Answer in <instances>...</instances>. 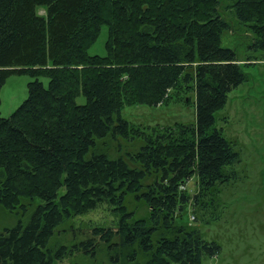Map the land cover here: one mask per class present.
Returning <instances> with one entry per match:
<instances>
[{"label":"trees","instance_id":"trees-1","mask_svg":"<svg viewBox=\"0 0 264 264\" xmlns=\"http://www.w3.org/2000/svg\"><path fill=\"white\" fill-rule=\"evenodd\" d=\"M222 4L0 0V86L12 73L33 77L26 98L0 115V210L19 215L0 227V264H54L75 253L87 264H201L220 251L187 213L214 208L240 162L216 125L246 79L235 50L220 44L232 27L225 8L251 34L249 49L264 50V0ZM102 25L106 53L89 54ZM183 92L194 93V122L145 130L120 114ZM106 137L140 142L112 155L98 142ZM129 196L143 214L128 208ZM101 205L111 222L74 244L56 239L60 225Z\"/></svg>","mask_w":264,"mask_h":264},{"label":"rangeland","instance_id":"rangeland-1","mask_svg":"<svg viewBox=\"0 0 264 264\" xmlns=\"http://www.w3.org/2000/svg\"><path fill=\"white\" fill-rule=\"evenodd\" d=\"M227 1L223 0L222 5ZM39 13L43 10L39 9ZM224 14L232 27L223 29L220 44L235 50L246 79L229 91L225 105L216 113V125L223 129L239 151L240 162L233 166L235 176L219 186L214 208L200 209L198 213H193L190 208L187 216L191 226L196 227L204 238L215 240L220 245V251L214 256L203 257L201 264H264V50L249 49V31L226 8ZM106 38L107 26L102 25L88 53L104 55ZM249 56L253 58L251 61ZM32 79L27 73H12L6 78L0 86L1 116H8L26 98L27 83ZM39 80L44 85L48 81L44 76ZM185 94L191 101L189 104L184 103ZM177 98L155 105H125L120 114L145 130L155 125L194 122V93L183 92ZM83 101L82 94L77 96L76 102ZM98 142L110 154L123 155L137 147L140 139L112 140L106 137ZM127 205L129 209L137 206V215L143 214V204L130 196L127 197ZM18 217L1 209L0 227L14 224ZM111 221L109 211L101 205L60 225L55 237L61 238L59 241L65 244H74L90 234L93 224ZM85 260L83 255L75 253L54 264H87Z\"/></svg>","mask_w":264,"mask_h":264}]
</instances>
